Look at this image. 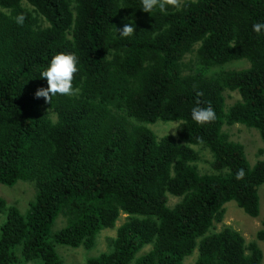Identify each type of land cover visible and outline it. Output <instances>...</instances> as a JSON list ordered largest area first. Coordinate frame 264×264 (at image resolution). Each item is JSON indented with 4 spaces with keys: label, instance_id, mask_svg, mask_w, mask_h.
Segmentation results:
<instances>
[{
    "label": "trees",
    "instance_id": "obj_1",
    "mask_svg": "<svg viewBox=\"0 0 264 264\" xmlns=\"http://www.w3.org/2000/svg\"><path fill=\"white\" fill-rule=\"evenodd\" d=\"M167 8L0 0V185L36 187L25 214L0 197V264H65L57 246L92 249L123 214L111 250L86 264H185L195 252L192 264H262L264 228L247 242L216 223L232 201L253 218L261 212L264 160L252 165L224 127L255 129L264 143V34L252 31L264 0ZM130 20L136 32L120 37ZM60 53L77 57L79 92L37 98L48 87L41 72ZM240 60L250 67L226 69ZM227 92L240 99L227 106ZM209 105L214 121L192 120L194 107ZM157 121L180 122L177 136L159 138L149 127ZM202 150L211 173L199 169Z\"/></svg>",
    "mask_w": 264,
    "mask_h": 264
},
{
    "label": "rangeland",
    "instance_id": "obj_2",
    "mask_svg": "<svg viewBox=\"0 0 264 264\" xmlns=\"http://www.w3.org/2000/svg\"><path fill=\"white\" fill-rule=\"evenodd\" d=\"M176 1L183 2V0ZM193 59H196L195 55H188L186 57V62ZM249 67L250 63L247 60L235 61L226 65V69L230 70H243ZM225 97L227 106L233 105L240 99L237 92H227L225 93ZM179 126L180 122L163 121H157L156 123L149 125L159 138L168 135L176 137ZM224 131L229 133L232 140L240 142L245 146L247 158L252 165L256 164L258 160H264V143L257 130L236 124L232 127L225 126ZM201 153L202 157L198 163L200 171L202 173L213 172L210 164L212 156L203 150ZM35 195V184L30 181H20L14 187L0 185V197L5 199L8 204L19 208L24 214L27 212L30 202L34 200ZM259 195L261 197V212L258 217L253 218L249 216L236 202H229L225 205L226 214L224 221L222 223H216L217 231H222L225 227H231L239 231L245 237L247 242L257 240V233L264 228V186L259 188ZM169 199V204L171 206H174L179 202V199L175 197H170ZM5 218V214L0 215L1 224L4 222ZM126 218L127 215H121L115 228L103 230L97 237L96 245L92 249L86 250L84 247L73 249L59 245L57 246L59 255L63 258L65 264H86L88 258L99 256L104 252H109L111 250L110 240L117 236V230L124 223ZM63 223L64 221L62 219L60 221L58 220L56 230L60 229V226H62ZM259 245L263 251L262 264H264V241H259ZM148 250L149 248H146L144 252H147ZM197 254L198 253L195 252L194 256L187 258L185 264H192L196 260Z\"/></svg>",
    "mask_w": 264,
    "mask_h": 264
},
{
    "label": "clouds",
    "instance_id": "obj_3",
    "mask_svg": "<svg viewBox=\"0 0 264 264\" xmlns=\"http://www.w3.org/2000/svg\"><path fill=\"white\" fill-rule=\"evenodd\" d=\"M142 10L151 13L154 9H158L160 13H167V5L175 4L176 0H141ZM18 24H23L24 17L16 18ZM120 37H130L136 32V24L134 20L126 22L122 29H117ZM252 31L258 36L264 34V22L257 21L252 25ZM79 71L77 57L73 54L60 53L54 55L47 68L41 72L40 79H46L48 87L38 89L36 97H43L50 101L55 94L60 95H76L78 88L73 87L74 74ZM191 118L197 124L203 125L210 123L216 119L214 108L209 105L207 107L196 106L191 110ZM245 176V170L239 169L235 178L242 180Z\"/></svg>",
    "mask_w": 264,
    "mask_h": 264
}]
</instances>
